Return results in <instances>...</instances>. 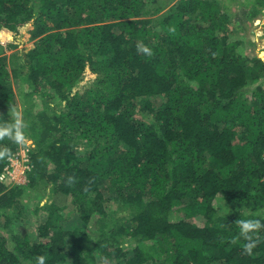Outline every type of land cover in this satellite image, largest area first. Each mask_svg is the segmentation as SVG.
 Masks as SVG:
<instances>
[{"label": "trees", "instance_id": "trees-1", "mask_svg": "<svg viewBox=\"0 0 264 264\" xmlns=\"http://www.w3.org/2000/svg\"><path fill=\"white\" fill-rule=\"evenodd\" d=\"M263 10L0 0V123L15 107L32 141L28 182L0 180V264H264L235 224L264 217V58L240 34Z\"/></svg>", "mask_w": 264, "mask_h": 264}, {"label": "clouds", "instance_id": "clouds-1", "mask_svg": "<svg viewBox=\"0 0 264 264\" xmlns=\"http://www.w3.org/2000/svg\"><path fill=\"white\" fill-rule=\"evenodd\" d=\"M136 50L138 54L151 57L152 50L143 43H137ZM54 106V105H53ZM59 115V113H57ZM10 119L0 123V141L7 140L16 146L31 145L32 141L26 135L28 124L24 120L22 113L15 107H9ZM14 160V153L7 146L0 147V162L11 163ZM76 182L74 176L68 177L67 183L73 186ZM242 216L247 215L246 212H241ZM235 224L239 228V236L245 242L243 250L246 254H252L257 244L260 242L259 232L264 229V217L256 219H238ZM233 243L236 241L233 240ZM47 257L40 255L36 258V264H46Z\"/></svg>", "mask_w": 264, "mask_h": 264}, {"label": "rangeland", "instance_id": "rangeland-1", "mask_svg": "<svg viewBox=\"0 0 264 264\" xmlns=\"http://www.w3.org/2000/svg\"><path fill=\"white\" fill-rule=\"evenodd\" d=\"M233 4L236 6L237 9L238 8L241 9V6L239 5L238 2L235 1ZM240 34H242L246 40L249 38H252L254 40V44L247 43V50L249 52H258L259 54L261 52H263V54H264V15L260 14L258 17L254 18L251 21V23H249V25L247 26V28L245 30H241ZM31 42H32L31 40H27V42L18 45L15 49L9 50L8 51L9 57L11 55L10 58H12V56L14 55V51L16 49H22L23 47L29 48L31 46ZM89 79L90 78L88 76H86L85 79L82 82H80V85L84 84ZM15 86L17 87L16 89H17V95H18V106L21 110L22 105L24 104V99H25L23 97V94H24V92L25 93L27 92L26 93V95H28L27 99L32 97V93H30L32 87H30L27 84H24V90H23V88L22 89L20 88L21 86L20 87L17 86V83H15ZM45 193H47V194H45ZM42 194H44V196ZM42 194H41V196L37 195L36 198L32 199L29 202V204L33 205L35 203L34 201L38 200L42 196H43L42 203H45L50 198H52L53 197L52 196V186L49 185L48 188ZM64 212L67 213V211H64ZM179 213H181V212L179 211ZM30 226L31 225H29L28 227H30ZM23 229H26V228L24 226L20 228V230H23ZM29 229H31V227ZM129 240H130V242H132V239H129Z\"/></svg>", "mask_w": 264, "mask_h": 264}, {"label": "built area", "instance_id": "built-area-1", "mask_svg": "<svg viewBox=\"0 0 264 264\" xmlns=\"http://www.w3.org/2000/svg\"><path fill=\"white\" fill-rule=\"evenodd\" d=\"M30 160L29 145L20 146V149L14 153V160L11 163L7 162L0 172V180L16 185L27 183V171L31 168Z\"/></svg>", "mask_w": 264, "mask_h": 264}, {"label": "water", "instance_id": "water-1", "mask_svg": "<svg viewBox=\"0 0 264 264\" xmlns=\"http://www.w3.org/2000/svg\"><path fill=\"white\" fill-rule=\"evenodd\" d=\"M260 55L264 58V54H263V52H261Z\"/></svg>", "mask_w": 264, "mask_h": 264}]
</instances>
